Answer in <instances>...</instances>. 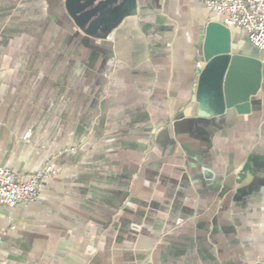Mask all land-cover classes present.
Returning <instances> with one entry per match:
<instances>
[{"label": "crops", "instance_id": "1", "mask_svg": "<svg viewBox=\"0 0 264 264\" xmlns=\"http://www.w3.org/2000/svg\"><path fill=\"white\" fill-rule=\"evenodd\" d=\"M202 0H0V167H48L0 205V264H264V50L219 104Z\"/></svg>", "mask_w": 264, "mask_h": 264}, {"label": "water", "instance_id": "2", "mask_svg": "<svg viewBox=\"0 0 264 264\" xmlns=\"http://www.w3.org/2000/svg\"><path fill=\"white\" fill-rule=\"evenodd\" d=\"M231 44L230 29L218 21L206 26L203 45L205 66L200 82L213 77L220 92L219 104L246 112L250 98L255 95L261 82V61L257 56L243 54Z\"/></svg>", "mask_w": 264, "mask_h": 264}, {"label": "built area", "instance_id": "3", "mask_svg": "<svg viewBox=\"0 0 264 264\" xmlns=\"http://www.w3.org/2000/svg\"><path fill=\"white\" fill-rule=\"evenodd\" d=\"M205 6L220 15L227 27L243 29L257 48L264 50V0H202ZM51 174L48 167L28 174H19L0 167V205L13 207L33 202L41 183Z\"/></svg>", "mask_w": 264, "mask_h": 264}]
</instances>
